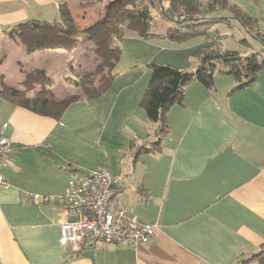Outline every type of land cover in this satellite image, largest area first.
Returning <instances> with one entry per match:
<instances>
[{"label": "crops", "instance_id": "crops-1", "mask_svg": "<svg viewBox=\"0 0 264 264\" xmlns=\"http://www.w3.org/2000/svg\"><path fill=\"white\" fill-rule=\"evenodd\" d=\"M227 1L255 18L264 35V0ZM57 7V0H0V27L51 21ZM120 26L119 39L113 37L118 48L105 50L116 79L100 96H64L42 115L0 95V128L7 122L5 134L15 142L10 163L0 166L8 182L0 185V264H264V69L245 86L232 72L216 73L209 86L188 83L158 132L146 112L152 79L146 65L195 70L201 61L195 52L214 42L142 35L145 25L128 18ZM19 29L18 45L30 47L32 56L45 50L36 48L72 40L59 29ZM1 57L5 88L25 92L1 71L8 55L0 46ZM34 74L32 82L47 80ZM96 168L125 177L119 198L129 214L157 224L148 244L63 250L58 218L70 173ZM32 193L54 200L34 202ZM88 251L93 257L84 256Z\"/></svg>", "mask_w": 264, "mask_h": 264}, {"label": "rangeland", "instance_id": "rangeland-1", "mask_svg": "<svg viewBox=\"0 0 264 264\" xmlns=\"http://www.w3.org/2000/svg\"><path fill=\"white\" fill-rule=\"evenodd\" d=\"M111 1L113 0H84L83 3H81L80 0H69V2L66 0H57L58 10L56 15H53L52 12L48 14L47 18L54 21L55 17H57L55 20L61 22L62 20L67 21L66 23L70 25L69 31L71 30V32L74 33L71 34L68 32V36L72 40L58 42L45 48H36L37 50H45L38 51V53L33 56L30 47H25L21 51L22 45H18L21 44V40H19L20 36L16 34L20 29L15 28V24L0 27V46L3 49V54L6 53L8 55L5 66L1 71L6 72L13 84L19 82L23 83V88L21 89L29 95L36 91H43L49 93L53 101L56 99H64V96H66L65 99L81 96L83 90L77 86L76 82L79 80L83 81V78L93 80L91 82H94V78H96L95 83H99L103 78L109 75L110 59L105 49L107 46H110V44L112 48H118L116 39H119L117 36V34H119L118 30H120L118 29L119 25H123L129 16L122 11L126 10L125 7L127 6L132 7L130 0H120L109 6ZM132 1L135 5H149L152 14L155 16L150 24V26H152L150 32L153 34L155 32L163 33L168 30H177L182 33H188L189 35H183L185 39H188L189 37H193L198 30L204 29L202 25H192L195 20L186 21L183 24L185 17L179 19L180 21L177 22H173L167 18H161L160 14H158V9L161 8L160 0ZM162 2V6L166 9H170L171 0H162ZM64 8L68 10V12L64 11L67 18L62 15ZM227 15H229L227 10H220L211 18ZM203 16L204 15H202V17ZM37 18L40 19L41 16H37ZM182 24L186 27H183ZM127 25L134 27V25ZM144 25L147 28V24ZM190 25L192 26L189 27ZM211 26H213L211 31L214 35L212 36L213 38H209V40L219 41L218 43L215 41L217 45L214 44L215 46L213 45L211 47L217 49L216 52L233 54L237 56L239 63L246 58V56L251 55L250 53L252 52L261 51L264 55V44L259 39L247 33L238 20L231 19L230 26L228 23L224 22L213 23ZM262 30L264 31V23L262 24ZM96 34L98 36L102 35V39H93L92 35ZM110 37H112V42L108 44V39ZM197 37L205 41V35H199ZM222 44H224V47H222ZM227 46L237 47L241 53L234 54L233 52H229L230 48L227 50ZM17 49L20 54H17ZM259 58L262 59L263 57L261 56ZM222 59L223 58H220L217 61L218 69H227L228 66L230 67V64ZM232 63L238 64L236 60H232ZM34 64L41 65V69L32 70V68L36 66ZM21 67L24 69L23 73H21ZM33 73H35L34 75L36 77L47 78V80L39 83L32 82ZM246 74V72H241L239 74L240 76L237 77L242 82L246 79ZM30 80L31 85H28ZM47 87L51 90L47 89ZM0 88H2L1 79ZM81 250L82 249L79 251Z\"/></svg>", "mask_w": 264, "mask_h": 264}, {"label": "trees", "instance_id": "trees-1", "mask_svg": "<svg viewBox=\"0 0 264 264\" xmlns=\"http://www.w3.org/2000/svg\"><path fill=\"white\" fill-rule=\"evenodd\" d=\"M120 0H113L109 3V6L114 2ZM132 7H125L123 13L128 14V19L137 20L141 23L147 24V28L142 31V35H151L150 32L152 26H150L153 21L152 11L149 5L134 4L132 0ZM161 8L158 9V14L161 18H167L173 22L180 21L179 19L185 17V21H200L197 25H202L204 29L198 30L195 35H205V39L211 38L214 33L211 31V25L217 22L230 21L231 19H236L240 22L244 30L251 36L259 39L264 44V35L260 33L259 27L257 26V20L251 17L245 10L236 5L235 3L229 2L227 0H212L210 2H202L199 0H171L170 9H166L162 6L163 2L160 0ZM215 9L227 10L229 12L228 16H222L218 18H207L205 16V11H211ZM132 12V13H131ZM66 17V14L62 13ZM158 16V15H157ZM202 17V18H201ZM197 18V19H196ZM199 18V19H198ZM69 21V20H68ZM67 21H49V20H33L18 24L15 28H20L21 26H28L30 29H59L63 33L69 32L70 26L66 23ZM183 27H186L183 25ZM193 25V24H192ZM119 34H122V27L119 25ZM102 32V31H100ZM150 32V33H149ZM13 33V32H12ZM23 33L18 32V36L21 37ZM160 36H167L175 40H184L183 35H189L188 33H182L180 31L168 30L163 33H157ZM92 38L102 39V35L98 36L92 35ZM110 37L108 39V44L111 41ZM43 44V42H42ZM111 46V44H110ZM109 48V46H107ZM106 50V49H105ZM217 49L210 48H200L195 52V55L201 60L199 66L192 71H184L173 65L169 64H158V63H148L146 66L150 69L152 73V79L149 88L146 92V112L148 117L154 123H158V132L166 129L165 115L167 111L174 105V103L180 101L179 97L183 95L184 87L192 81H200L203 84L209 86L213 81V77L216 73L232 72L236 76H240L241 72H246L247 77L240 83V86L250 85L255 79L257 73L264 69V55L261 51L252 52L251 55L246 56L240 63L238 62L237 56L230 53H219L216 52ZM118 52V51H117ZM263 57L260 59L259 57ZM223 58V61H227L230 64L227 69H218L217 60ZM3 57L0 58V63H2ZM232 60H236V63H232ZM110 65V61H109ZM0 89V95L5 99L13 102L14 104L20 105L30 111L38 114L45 115L47 113V108L49 104L52 103L53 98L49 93L43 91H36L31 95L21 92L17 89H7L5 88V80L2 77ZM93 79V78H92ZM91 82L83 78V81L76 82L77 85L82 87L85 93H89L88 97H98L109 89L116 79V74H113L111 68L108 76L103 78L99 83ZM165 125V127H164ZM160 134V133H159ZM158 141L154 144L160 143L163 135H159ZM79 253V252H78ZM242 264H249L248 261H243Z\"/></svg>", "mask_w": 264, "mask_h": 264}, {"label": "built area", "instance_id": "built-area-1", "mask_svg": "<svg viewBox=\"0 0 264 264\" xmlns=\"http://www.w3.org/2000/svg\"><path fill=\"white\" fill-rule=\"evenodd\" d=\"M7 126L5 122L0 128V166L10 163V154L15 148L13 139L5 134ZM0 185L8 186L1 175ZM125 185L124 176L105 168L71 171L68 188L60 198L65 207L58 218L59 242L64 251H79L83 247L93 249L107 244L137 248L150 242L157 224L129 214L119 198ZM28 195L34 202L54 200L50 195Z\"/></svg>", "mask_w": 264, "mask_h": 264}, {"label": "water", "instance_id": "water-1", "mask_svg": "<svg viewBox=\"0 0 264 264\" xmlns=\"http://www.w3.org/2000/svg\"><path fill=\"white\" fill-rule=\"evenodd\" d=\"M90 253V255H89V253ZM88 252H86L85 254H84V256H86V257H88V256H92L93 257V253H94V251H88Z\"/></svg>", "mask_w": 264, "mask_h": 264}]
</instances>
